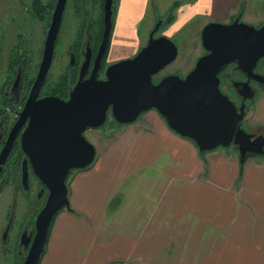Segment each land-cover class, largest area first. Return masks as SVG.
Returning <instances> with one entry per match:
<instances>
[{
  "label": "crops",
  "instance_id": "1",
  "mask_svg": "<svg viewBox=\"0 0 264 264\" xmlns=\"http://www.w3.org/2000/svg\"><path fill=\"white\" fill-rule=\"evenodd\" d=\"M5 1L2 11L11 9ZM257 1L124 0L122 12L128 18L139 12V22L151 4L154 17L164 18L163 27L174 31L201 17V27L210 21L229 23ZM130 23L136 37V22ZM115 130L92 169L71 178L70 209L53 216L41 264H264V157L248 158L240 167L232 149L200 153L154 109ZM117 142L126 143L119 147ZM135 170V194L116 199L117 183ZM237 179V210L225 212L220 196L230 197L228 188ZM107 180L113 188L106 195L87 194L91 183ZM211 223L224 228L217 231L223 239L212 255L210 240L205 243Z\"/></svg>",
  "mask_w": 264,
  "mask_h": 264
},
{
  "label": "water",
  "instance_id": "2",
  "mask_svg": "<svg viewBox=\"0 0 264 264\" xmlns=\"http://www.w3.org/2000/svg\"><path fill=\"white\" fill-rule=\"evenodd\" d=\"M66 1L55 2L35 80L0 152L1 172L26 124L20 134V147L26 156L21 170L23 188H28V160L32 173L47 189L32 239L26 233L21 236V244L28 246L22 264H39L53 216L62 208L70 209L67 175L88 167L95 158V147L84 132L103 126L109 112L116 123L127 125L154 109L170 130L191 140L200 153L236 146L240 167L249 155L264 156V135L242 128L247 102L252 103L257 94L249 79L264 84V75L254 72L264 59V24H248L241 20V13L229 23H206L200 32L205 53L196 58L186 75L168 74L154 81V76L178 55L171 38L155 36L165 20L156 16L146 44L133 56L110 63L101 79L97 74L109 44L113 12V0H105L103 35L89 76L84 77L90 61L87 53L68 98L38 97L50 68ZM231 63L247 78L232 82L242 99L239 106L220 87V72Z\"/></svg>",
  "mask_w": 264,
  "mask_h": 264
},
{
  "label": "rangeland",
  "instance_id": "3",
  "mask_svg": "<svg viewBox=\"0 0 264 264\" xmlns=\"http://www.w3.org/2000/svg\"><path fill=\"white\" fill-rule=\"evenodd\" d=\"M34 5H31V0H6L4 4L11 6V9H6L5 11L0 10V120L2 118H12L15 110H13V102H4L5 89L9 81L13 79L14 71L17 65V55L19 53L25 58L26 69L25 73L27 76H31L35 73L38 63L40 61V54L42 51V45L46 35V28L49 24L50 11L53 9L56 0H34ZM72 1H69L66 9V17L64 20L62 31L60 30L59 36L57 38V43L55 46V60L53 61V66L51 71L47 76V85L43 93H51L52 90L49 86L54 87L55 84L60 80L58 76L62 72L66 64V52L70 43L75 38V25L76 22L71 20L73 13ZM3 4V0H0V5ZM125 8L124 4L119 8V3L115 1L113 5L114 16L113 21L115 22V29L113 28L114 37L111 38L108 46V50L104 57L103 66H106L111 60H119L133 56L137 51L146 44L148 39V33L152 29L155 19L154 12L151 4L148 5L146 13L142 15L137 22V13L134 16L127 17L125 12L122 10ZM47 10V11H46ZM68 15V16H67ZM136 16V17H135ZM135 17V18H134ZM205 18H198L196 20H191L181 26L176 30L172 31L170 28H164L163 25L160 28L159 34L168 32L169 38L177 45L178 55L176 59L162 69L159 73L154 76V81L159 80L161 77L168 74H176L181 77L185 76L186 73L193 67L195 60L198 56L203 54L205 50L201 45L200 32L201 24L205 21ZM241 20L251 24L253 26L259 27L264 24V0H259L253 3L249 10L245 11L242 15ZM136 22V37L131 38L133 35V27L128 28L129 22ZM135 24V23H134ZM205 25V24H204ZM163 29V30H162ZM131 32V35H130ZM130 35V36H129ZM120 50V51H119ZM121 50H125L122 53ZM120 52L123 56H118ZM114 55V57H112ZM12 58V65H11ZM257 69L264 75V60H261L257 64ZM229 74V75H228ZM221 89L228 96L235 99L238 103L240 99L236 93L235 88L231 85L230 79L235 80L242 79L240 72L234 70V64L228 65L222 70L221 74ZM254 87L257 88V95L252 103L247 102L248 108L246 110L245 118L242 123V128L247 132L262 134L264 135V84L254 83ZM147 112V111H146ZM145 115V112L141 116ZM137 119V120H138ZM136 120V121H137ZM135 121V122H136ZM134 123V122H133ZM115 127H122V124L116 123L112 117H109V121L97 129H88L84 132V136L94 145L96 153L95 159L99 156L100 152L112 142L117 133ZM124 143H116L117 146H122ZM218 149H232L237 153L236 146H230L227 148ZM225 152H223L224 154ZM229 153V152H228ZM233 153V152H231ZM235 155V153H234ZM264 156H253L249 155L248 158ZM247 158V159H248ZM91 164L83 169H74L69 172L66 178V186L70 184L71 178H73L80 171H89L92 169ZM79 171V172H77ZM138 172L135 170L128 177H125L117 183L116 188L119 186V193L115 194L116 199L121 198L126 195H134V186L138 185ZM240 180L237 179L235 184L231 185L228 189L230 197L221 195V201L224 202L225 212L231 211L232 213L237 210V204L235 201H240ZM120 183V185H119ZM135 183V184H134ZM37 183L32 181L31 188L28 193L23 192L15 182L12 184L10 181L4 183L2 189L0 190V235L7 223V219L12 213V223H11V234L13 232V264H21L22 257L19 255L16 249L17 236L19 231L24 227L34 228V222L36 216L40 209L43 207L44 198L36 199L35 188ZM88 187V185H87ZM113 188L110 180L104 181L103 185H96L91 183L87 194L91 197L100 198L107 194L109 188ZM85 189V190H86ZM68 190V188H67ZM103 190V192H102ZM102 192V193H101ZM224 193H227L225 191ZM223 194V193H222ZM240 206V205H239ZM227 225V223H226ZM225 225H223L224 227ZM53 227V224L50 226ZM221 228V229H219ZM224 228L210 225V235L205 237L206 240H210V255L216 251L217 242L221 243V235L217 233L218 230H223ZM226 247V246H225ZM233 250V249H231ZM235 251V250H234ZM217 252V251H216ZM236 253V252H235ZM41 260L39 264H41Z\"/></svg>",
  "mask_w": 264,
  "mask_h": 264
},
{
  "label": "flooded vegetation",
  "instance_id": "4",
  "mask_svg": "<svg viewBox=\"0 0 264 264\" xmlns=\"http://www.w3.org/2000/svg\"><path fill=\"white\" fill-rule=\"evenodd\" d=\"M69 1H72L71 5L73 6V13H72L71 20L76 22V25L74 27V29H75V31H74L75 36L74 37L75 38L73 39V41L70 43V45L67 48L66 64H65L62 72L58 76V78L60 80L55 84L54 87L49 86V88L52 90L51 93H43L46 90L45 87H46L47 82H48L47 76L52 69V66L54 63L53 61L55 60V57H56L55 46L57 43V38L59 36L60 30L62 31V28H63L64 20L66 17V9L68 6L67 4L69 3ZM115 1H117L119 3V8L124 4V0H113L112 1V11L113 12H112V30H111V34H110V40H111V38L114 37L112 31H113V28L115 29V27H114L115 22L113 21V16H114L113 5H114ZM104 2H105V0H67L66 1L64 11L62 14V19H61L59 31H58L56 39H55L53 57H52V61L50 64V68L48 70V73L46 75L44 83H43V85L39 91L38 97H43L46 95H55V96H59L60 98H64V99L68 98L70 89L75 85V83L77 82V80L79 78L81 66L83 64V61H84L87 53H89V55H90V61H89L88 69H87L84 77L89 76L90 71L93 67L94 58L97 54V50H98V47L100 45L102 35H103ZM52 11H53V9H51V11H50L49 24L51 21ZM156 16H159V15H157V14L155 15L154 25L157 21ZM163 23H162V25H163ZM49 24L46 28V31L49 27ZM154 25H153V27H154ZM161 26H160V28H161ZM160 28L156 32L155 36L161 35L158 33L160 31ZM148 35H149V33H148ZM110 40H109V42H110ZM43 46H44V42H43L42 51L40 54V61H41L42 54H43ZM108 46H109V44H108ZM108 46H107V49H106V51L102 57L100 67L98 70V74H97V77L101 78V79L105 78L106 67L110 63L113 62V60H111L108 62V64L106 66H103L104 57H105V54L108 50ZM17 56H19V57H17L18 61H17V65H16V68L14 71L13 79L11 81H9V83L7 84L6 89L4 91L5 92L4 93L5 94L4 95L5 96L4 102H9V103L13 102V110H15V112H14V115L12 118L7 117L6 119L2 118L3 119L2 121L0 120V152L5 145V142L7 140L9 132L11 131L13 125L15 124V122L18 118L17 112L22 109V107L26 101V98L28 97V94H29L30 89L32 87V84L35 80V77H36V74H37V71L39 68V64H40V61H39L38 67H37L34 74H32L31 76H27V74L25 73V69H26L25 68L26 67L25 58H23L20 53ZM261 60H264V59L262 58ZM231 64H234V70L240 72V74L242 75V79H240V80H235L233 78H229L231 85H232L233 81L241 82V81L247 80L245 74L242 73L241 71H239L238 69H236L235 63H231ZM221 72H220V74H221ZM254 72L262 74V72L257 69V66L254 69ZM220 79H221V76H220ZM249 83H250L251 87H253V88H255L254 83L259 84L256 80H254L252 78L249 79ZM220 85H221V83H220ZM255 89H257V88H255ZM235 90L237 93V88H235ZM239 98L240 99L238 100V103L235 99L231 98L234 100V102L236 103L237 106H239V104L242 100L241 96H239ZM247 107H248V104H247ZM109 117H111L110 112L108 113V118H107L105 124L109 121ZM242 123H243V121H242ZM25 126H26V124L23 125V127L20 129V131L16 137L17 142L11 148L9 155H8L4 165L2 166V169L0 172V190L2 189L4 183H6L7 181H10L12 184L15 182V184L18 185L23 192L28 193V191L31 188L32 181H35L37 183L36 188H35L36 199L44 198L46 200L47 189H46V187H44L42 185V183L32 173V169H31V166H30V163L28 162V160L26 162L27 172L29 174L27 190H25L23 188V184L21 181L22 162H23V159L26 158V156L20 147V134L23 131ZM40 191H41V196L38 197L37 195ZM45 200H44V203H45ZM44 203H43V205H44ZM11 223H12V213L8 217L7 223H6L2 233L0 235V264H13V232L11 234ZM23 233H26V235L30 236V238L32 239V237L35 233V222H34V228L24 227L19 231V234L17 236L16 249L18 250L19 255L22 257V263L24 261L26 254H27V251H28V246L25 247L24 244H21V236Z\"/></svg>",
  "mask_w": 264,
  "mask_h": 264
},
{
  "label": "trees",
  "instance_id": "5",
  "mask_svg": "<svg viewBox=\"0 0 264 264\" xmlns=\"http://www.w3.org/2000/svg\"><path fill=\"white\" fill-rule=\"evenodd\" d=\"M131 38L134 39V35H132ZM119 51H120V50H119ZM12 61H13V60H11V65H12ZM4 99H5V98H4ZM51 223H52V221H51Z\"/></svg>",
  "mask_w": 264,
  "mask_h": 264
}]
</instances>
